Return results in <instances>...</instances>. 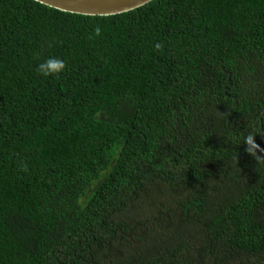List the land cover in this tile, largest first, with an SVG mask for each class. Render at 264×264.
I'll return each instance as SVG.
<instances>
[{
	"label": "trees",
	"instance_id": "trees-1",
	"mask_svg": "<svg viewBox=\"0 0 264 264\" xmlns=\"http://www.w3.org/2000/svg\"><path fill=\"white\" fill-rule=\"evenodd\" d=\"M250 132L264 148V0H0V264H264Z\"/></svg>",
	"mask_w": 264,
	"mask_h": 264
},
{
	"label": "water",
	"instance_id": "water-1",
	"mask_svg": "<svg viewBox=\"0 0 264 264\" xmlns=\"http://www.w3.org/2000/svg\"><path fill=\"white\" fill-rule=\"evenodd\" d=\"M56 9L93 16H111L140 8L153 0H36Z\"/></svg>",
	"mask_w": 264,
	"mask_h": 264
},
{
	"label": "clouds",
	"instance_id": "clouds-1",
	"mask_svg": "<svg viewBox=\"0 0 264 264\" xmlns=\"http://www.w3.org/2000/svg\"><path fill=\"white\" fill-rule=\"evenodd\" d=\"M102 29L100 26L94 28L95 36H100ZM65 61L56 57H49L46 60L39 63L37 66V72L44 77H58L65 70ZM258 132H250L246 137L243 138L241 143L247 145L246 152L252 155L256 161L264 163V156H261L259 153L264 152V148H261L259 144L255 141V136Z\"/></svg>",
	"mask_w": 264,
	"mask_h": 264
},
{
	"label": "rangeland",
	"instance_id": "rangeland-1",
	"mask_svg": "<svg viewBox=\"0 0 264 264\" xmlns=\"http://www.w3.org/2000/svg\"><path fill=\"white\" fill-rule=\"evenodd\" d=\"M166 200V199H165ZM168 202V201H167ZM167 205H169V204H167ZM152 209V210H151ZM166 210V209H165ZM161 212V210H160V208H158V206L156 205V208L154 207V205H152V207L149 209V210H147L146 212H145V216H152V218H154V217H158V215H159V213ZM178 214V213H177ZM135 233H137V232H134V234ZM167 239H166V241L167 240H169V239H171V236H169V237H166ZM145 245V244H144ZM146 246V245H145ZM123 247H125L126 248V245H123ZM135 251L138 253H143L145 250H139L138 248H137V245H135Z\"/></svg>",
	"mask_w": 264,
	"mask_h": 264
}]
</instances>
